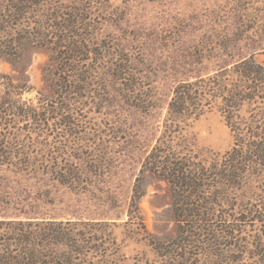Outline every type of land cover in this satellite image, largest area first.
<instances>
[{
    "label": "rangeland",
    "instance_id": "374dc122",
    "mask_svg": "<svg viewBox=\"0 0 264 264\" xmlns=\"http://www.w3.org/2000/svg\"><path fill=\"white\" fill-rule=\"evenodd\" d=\"M243 61L264 67V0H0V239L36 237L52 256L67 237L94 264H158L149 242L177 223L143 165L173 90L238 84ZM260 97L242 104L245 124H264ZM220 102L183 133L206 161L233 146Z\"/></svg>",
    "mask_w": 264,
    "mask_h": 264
},
{
    "label": "trees",
    "instance_id": "16d2710c",
    "mask_svg": "<svg viewBox=\"0 0 264 264\" xmlns=\"http://www.w3.org/2000/svg\"><path fill=\"white\" fill-rule=\"evenodd\" d=\"M233 74L238 84L221 75L179 84L161 136L144 162V169L168 185L177 223L178 237L149 242L158 264H264V124L251 119L247 125L239 116L242 104L259 95L264 102V67L243 61ZM212 101H221L219 111L234 141L221 158L206 161L194 154L183 133L188 120L196 121ZM259 115L264 123V109ZM141 197L136 181L131 210ZM60 238L50 244L66 252L52 256L42 254L36 237L0 239V264H94L83 251L89 242L80 247L77 239L73 244ZM95 264L115 263L104 255Z\"/></svg>",
    "mask_w": 264,
    "mask_h": 264
}]
</instances>
